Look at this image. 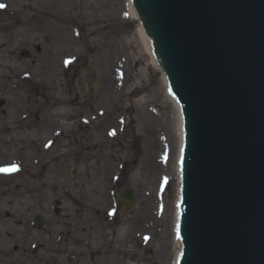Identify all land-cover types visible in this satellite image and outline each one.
<instances>
[{
	"label": "water",
	"instance_id": "water-1",
	"mask_svg": "<svg viewBox=\"0 0 264 264\" xmlns=\"http://www.w3.org/2000/svg\"><path fill=\"white\" fill-rule=\"evenodd\" d=\"M133 4L184 116L178 264H264V0Z\"/></svg>",
	"mask_w": 264,
	"mask_h": 264
},
{
	"label": "flooded vegetation",
	"instance_id": "flooded-vegetation-1",
	"mask_svg": "<svg viewBox=\"0 0 264 264\" xmlns=\"http://www.w3.org/2000/svg\"><path fill=\"white\" fill-rule=\"evenodd\" d=\"M27 5L0 9V167L19 166L0 173V264H79L84 242L66 215L65 176L101 167L97 129L81 118L82 43L61 9ZM22 193L30 198L15 204Z\"/></svg>",
	"mask_w": 264,
	"mask_h": 264
},
{
	"label": "rangeland",
	"instance_id": "rangeland-1",
	"mask_svg": "<svg viewBox=\"0 0 264 264\" xmlns=\"http://www.w3.org/2000/svg\"><path fill=\"white\" fill-rule=\"evenodd\" d=\"M24 1L27 2L8 0L6 7H24ZM29 1L27 7L31 9L39 8L38 5L61 9L57 16L68 18L70 39H80L82 43L80 53L88 86L82 93L81 118L90 120L85 127L97 129L92 143H96L95 155L101 167L96 174L76 175L73 180L68 174L65 176L70 193V199L66 196L64 202L66 215L70 221L76 216L78 238L84 242L79 249L84 253L79 264H165L167 257L160 254L159 247L165 233L158 230L159 236L152 232L145 235L132 222H136L149 201L166 204L171 192V183L161 187L154 179V183L150 182L147 164L142 162L148 147L145 137L149 134V121L157 126L158 138L164 133L160 129L167 124L169 105L159 103L155 92L160 71L143 66V74L136 79L133 58L125 48L135 26L123 16L117 0ZM52 24L58 26L56 21ZM138 79L141 90H134V81ZM140 91L146 96L144 103L132 106L130 102ZM114 188L133 190L135 200L130 209L113 202ZM29 198L25 195L14 203L23 204ZM127 225L129 229L124 231Z\"/></svg>",
	"mask_w": 264,
	"mask_h": 264
},
{
	"label": "bare ground",
	"instance_id": "bare-ground-1",
	"mask_svg": "<svg viewBox=\"0 0 264 264\" xmlns=\"http://www.w3.org/2000/svg\"><path fill=\"white\" fill-rule=\"evenodd\" d=\"M117 7L122 10L124 17H127L132 23H134V20L138 17V13L132 4V0H117ZM134 26L135 33L131 40L126 39L128 44L125 48L130 51V57L133 58L132 65L135 68L136 79L143 74V66L144 69L150 70V68H153L157 71L159 70L160 81L159 85L155 88L157 101L163 103L164 107L169 105V109L166 112L167 124L160 129L164 131L162 137L158 138L156 136L157 126L155 127L153 121H149V125L147 126L149 134L145 137L148 147L144 153L142 162L143 164L145 162L147 164V170L149 173V177L147 176V178H151L150 182L154 183V181H156V185H161V187L171 183V192L166 204H152L149 201L146 204V207H144V210H142L137 217L136 222L135 220L132 222L135 225L134 227L136 228L137 226L140 228L145 232V235L152 232L154 236H159L158 230L163 231L165 235L159 244L160 254H165V257H167L165 264H176L177 259L181 255L179 249L180 239L179 234L176 232V227L179 220L178 205L180 201V192L178 189L182 177L180 171V159L184 143L183 115L181 105H178L175 97L168 96L169 87L167 79L165 74H162L161 72V66H158L157 64L149 36L145 30H143L141 24H134ZM116 63H118V60ZM108 80L109 78L105 82H108ZM140 82V79L134 81V90H141ZM145 99L146 96L140 91L134 98L133 102L130 103L132 106L133 104H143ZM155 110L160 114L158 109ZM132 126L133 125H131V127ZM158 146H160L161 149H159ZM140 167H142L141 163ZM127 229H129L128 225L125 227L124 231Z\"/></svg>",
	"mask_w": 264,
	"mask_h": 264
},
{
	"label": "snow or ice",
	"instance_id": "snow-or-ice-1",
	"mask_svg": "<svg viewBox=\"0 0 264 264\" xmlns=\"http://www.w3.org/2000/svg\"><path fill=\"white\" fill-rule=\"evenodd\" d=\"M5 7V5L0 4V8ZM66 64L71 63V61H65ZM19 170L18 165H12L11 167H0V173H11Z\"/></svg>",
	"mask_w": 264,
	"mask_h": 264
}]
</instances>
